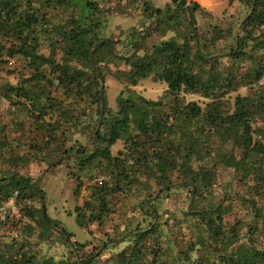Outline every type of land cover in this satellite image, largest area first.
<instances>
[{
	"label": "trees",
	"instance_id": "1",
	"mask_svg": "<svg viewBox=\"0 0 264 264\" xmlns=\"http://www.w3.org/2000/svg\"><path fill=\"white\" fill-rule=\"evenodd\" d=\"M239 1L247 3L251 8L240 27L245 33L244 37L239 39L236 49L226 53H212L209 48L221 38L223 30L212 27L211 31L200 32L196 14L198 11H205L198 1L170 0L165 8H160L152 0H86V10L83 11L78 0H0V60L3 55L23 57L29 68L34 70L25 82L37 79L36 84L46 78L42 67L51 64L54 69L51 71L53 78L50 83L63 87L72 95L78 93L81 98L87 93L91 100L89 105H97L98 116H105L102 122L98 119V123L102 124L98 142L93 144V149L88 153L77 148L75 161L85 158L89 162L104 160L117 182H124L129 176L135 175L133 171L141 170L154 171L160 178L168 180L171 173L179 168L191 179L185 178L177 186H190L192 194H197L202 188L213 184L216 173L213 165L202 164L197 169L195 163H200L207 154H212L210 137L221 134L239 149V156L234 148L226 153L223 164L245 175H253V180L257 181V194L264 195L261 191L264 169L260 163L264 155V143L254 138L255 131L252 128L256 116L264 115V86L255 87L253 96H237L232 113L226 112L222 99L240 86L259 83L264 77V0ZM35 3L45 9L51 6L73 8L76 19L67 32L65 48L73 58L81 57L89 62V69L55 64L40 53V43L36 36L32 37L33 29L41 20L48 19L46 16L41 17L43 14L40 15L39 10L33 7ZM131 5L146 19L155 20L158 24L156 30L163 29V35L169 30H175L178 34L147 46L151 34L133 28L128 35L127 45L133 47L132 52L122 56L116 50L112 51V40L104 35L107 14L114 12L124 16ZM179 12L183 16L180 21ZM96 47L95 55L108 51L110 60H119L129 66L126 70L116 72L117 79L126 85L117 96L116 110H111L108 105V97L102 84L105 75L100 67V60L91 54ZM139 47L143 53H134ZM224 57L248 59L254 66L242 77L232 65H220L219 62ZM104 60L108 65L107 59ZM57 70L59 74L55 79ZM149 77L168 85L165 96L160 100L149 99L132 88L140 80ZM29 86L11 85L9 90L17 95L24 94L38 112L33 116L41 120L48 115V106L40 96L30 95ZM183 93L200 94L211 101L203 109L195 101L186 102ZM164 98L169 100L164 101ZM197 122L201 125L196 124ZM55 126L44 122L38 126V132L42 136L41 143L49 144L51 139L58 138L54 134ZM119 140H123L125 149L119 151V155H112L111 147ZM24 159V155L13 154L9 157V166L18 168L21 166L20 161L24 166ZM54 166L51 164V169ZM174 184L168 180L166 188L170 189ZM199 184L201 188L196 192ZM109 193L105 184L96 188L93 197L96 202L105 206ZM37 194H40L38 184L27 174L13 172L0 178V204L11 199L20 204ZM249 196L250 194H246L234 200L249 204L250 212L255 216L254 201ZM154 204L147 205L150 207L147 214L151 217L149 226L127 235L124 240L128 243L126 248L111 257L112 264H264V247L257 243L254 235L249 237L244 230L248 226L249 233H252L254 225L251 222L248 225L241 224L239 221L226 223L223 205L201 210L194 206L186 209L182 226L186 225L175 231L170 228L168 220H158L159 213ZM3 215L0 214V223L3 222ZM80 216L77 220L81 226L83 221ZM91 216L94 220L101 218L100 213H92ZM9 217L7 215L6 218ZM38 222L43 233L54 234L57 229L61 230L59 236L73 247L70 239L72 233L61 227L56 219L48 215L44 218L42 209ZM28 228L33 229L25 224L23 232L25 230L28 234ZM4 235L6 234H0V264L87 262H82L78 255L74 260L40 258L28 247V240L18 242L17 246L14 238L15 242L12 244L3 242Z\"/></svg>",
	"mask_w": 264,
	"mask_h": 264
},
{
	"label": "rangeland",
	"instance_id": "2",
	"mask_svg": "<svg viewBox=\"0 0 264 264\" xmlns=\"http://www.w3.org/2000/svg\"><path fill=\"white\" fill-rule=\"evenodd\" d=\"M78 1L80 8L86 10V0ZM152 1L160 8H165L170 2V0ZM199 3L205 11L203 13L198 11L196 14L200 32L211 31L212 27L223 30L221 38L211 44L210 51L226 53L236 49L239 39L245 34L240 27L251 10L250 6L239 0H201ZM33 7L39 10L40 15L43 14L42 18L46 16L48 19L41 20L33 29L32 37H37L40 53L46 55L55 64H69L77 68L89 69L91 67L89 62L81 57L73 58L65 48L68 41L67 32L76 19L73 8L51 6L45 9L36 3ZM107 17L104 35L112 40L113 44H110L112 51L116 50L122 56L128 55L133 50V47L127 46L128 35L133 28L151 34L147 46L178 34L175 30H169L163 35V29L156 30L158 27L156 21L146 19L133 5L124 16L110 12ZM178 18L179 21L183 19L182 13L179 12ZM149 25L152 27L149 28ZM96 50L97 47L91 54L95 55ZM104 52L96 53L95 56L100 60V67L104 71L105 79L102 84L108 97V105L111 110H116L117 96L126 86L122 80L117 79L116 72L126 70L129 66L119 60H110L108 51ZM135 52L142 54L143 50L139 47ZM248 52L252 53L251 50ZM104 59H107L108 65ZM219 63L221 66L232 65L242 77L254 66L248 59L234 60L230 57H224ZM42 68L46 78H42L39 84H36L37 79L25 82L34 70L29 68L23 57L12 58L3 55L0 60V178L13 172L29 175L44 193L47 215L56 219L61 227L72 233L70 239L73 247L60 237L58 232L43 233L38 222L42 209L40 194L20 204L15 199L0 204V214L5 215L2 217L3 222L0 223V234H6L2 238L3 242L12 244L15 242L14 238L18 246V242L28 240V247L40 258L74 260L78 255L82 262L87 261L85 264H112L111 257L126 248L128 243L124 240L127 235L131 231L149 226L151 217L147 214L150 208L147 205L155 203L159 213L158 220H168L170 228L175 231L185 227L186 224L184 226L182 224L186 209L194 206L197 210H201L223 205L224 221L226 223L239 221L246 225L251 222L254 225L252 233H249L248 226L244 227L247 236L254 235L257 243L264 247V195L257 194L255 189L257 181L253 180V175H245L223 164L226 159L224 155L230 153L233 148L235 153L239 154L238 147H234L231 141L221 134H213L210 137L209 143L213 152L207 154L200 163H195V168L198 169L202 164L214 166L216 176L213 184L208 187L200 190L199 184L195 190L196 192L200 190L197 194H192L190 186H177V183H182L185 178L191 179L183 170H178L179 168L168 177L169 181L175 183L170 189L166 188L168 180L160 178L151 170L133 171L135 175L129 176L124 182H117L112 177V171L104 164V160L95 159L90 162L86 158L82 161L74 160L78 155L75 152L77 148L88 153L93 149V144L98 142V132L102 129L100 122L105 116H98L96 104L89 105L91 100L87 93L81 98L78 93L72 95L63 87L50 83L53 78L51 71L54 69L51 64H46ZM58 74L59 70L55 73V79ZM11 85H30V95L41 97L42 102L48 106V115L41 120L33 116L38 112L32 102L27 100L24 94L17 95L10 91ZM42 86L44 87L39 89ZM259 86H264V77L259 83L242 85L227 93L222 98L226 112L234 111L237 96H253L254 88ZM132 88L149 99L160 100L165 96L168 85L149 77L140 80L138 85ZM182 95L186 102L195 101L203 109L211 101L210 98L200 94L183 93ZM168 100L169 98H164V101ZM42 122L56 125L54 134L58 138L51 139L52 142L49 144L41 143L42 136L38 132V126ZM196 124L201 125L199 122ZM252 128L255 131L254 138L264 143V115L256 116ZM124 149L123 140H119L111 147V153L116 156ZM13 154L25 156L24 166L22 161L18 168L9 166V157ZM70 155L72 159L69 158ZM260 163L264 169V155ZM51 164L55 165L52 169ZM105 184L110 193L106 196L107 204L102 206L93 196L96 188ZM262 187L261 191L264 193V185ZM246 194H250L249 198L254 201L255 216L250 212L249 204L234 200ZM92 213H100L101 218L91 219ZM7 215L10 217L6 218ZM79 215L83 221L81 226L77 220ZM25 224L33 228L32 230L28 228V234L25 230L23 232Z\"/></svg>",
	"mask_w": 264,
	"mask_h": 264
},
{
	"label": "water",
	"instance_id": "3",
	"mask_svg": "<svg viewBox=\"0 0 264 264\" xmlns=\"http://www.w3.org/2000/svg\"><path fill=\"white\" fill-rule=\"evenodd\" d=\"M102 96H103V92H102ZM103 104H104V103H103ZM39 190H40V195H41V197H42V211H43V216H44V218H46V216H47V212H46L45 204H44V193H43V191L41 190V188H40ZM56 231H57L59 234L62 233L61 230H59V229H57Z\"/></svg>",
	"mask_w": 264,
	"mask_h": 264
},
{
	"label": "crops",
	"instance_id": "4",
	"mask_svg": "<svg viewBox=\"0 0 264 264\" xmlns=\"http://www.w3.org/2000/svg\"><path fill=\"white\" fill-rule=\"evenodd\" d=\"M194 1H198V2H199V1H201V0H194Z\"/></svg>",
	"mask_w": 264,
	"mask_h": 264
},
{
	"label": "clouds",
	"instance_id": "5",
	"mask_svg": "<svg viewBox=\"0 0 264 264\" xmlns=\"http://www.w3.org/2000/svg\"><path fill=\"white\" fill-rule=\"evenodd\" d=\"M40 189V188H39Z\"/></svg>",
	"mask_w": 264,
	"mask_h": 264
}]
</instances>
